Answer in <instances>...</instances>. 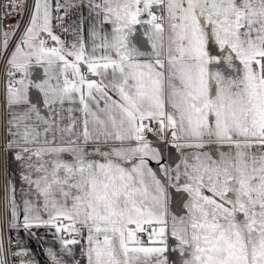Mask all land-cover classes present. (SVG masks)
Instances as JSON below:
<instances>
[{
  "label": "snow or ice",
  "instance_id": "obj_1",
  "mask_svg": "<svg viewBox=\"0 0 264 264\" xmlns=\"http://www.w3.org/2000/svg\"><path fill=\"white\" fill-rule=\"evenodd\" d=\"M3 7L0 264H264V0Z\"/></svg>",
  "mask_w": 264,
  "mask_h": 264
},
{
  "label": "crops",
  "instance_id": "obj_2",
  "mask_svg": "<svg viewBox=\"0 0 264 264\" xmlns=\"http://www.w3.org/2000/svg\"><path fill=\"white\" fill-rule=\"evenodd\" d=\"M141 40H143L142 37H141ZM142 50H148V45L145 44L144 48ZM31 99L34 103H37L41 107L42 112L47 111V109H45L41 103L42 102V95L39 94L37 90H32ZM150 138H152L155 142V138L152 137L151 134H150ZM159 143H160V146L163 147L164 156H165L166 161H168L169 163H171L173 161L178 162L177 157L179 154L170 146L164 145L163 142H159ZM153 167H156L155 162H153ZM7 175H8V181H12L13 183H15L17 196L19 197L20 196V189L23 187V182L20 179V166L15 161L14 156L12 158H8V173H7ZM173 207L177 212H179L180 214H183L180 211L182 206L179 204V202L174 204ZM33 232H35L36 235L29 237L26 232L21 231L20 236L22 238V243L29 246L33 250V252L36 253L37 259H39L41 262H43L46 259V257L42 254L41 249L47 248L48 246H50V244L52 243V236L50 234L46 235L45 230L43 228L33 229ZM170 243H171V241H170ZM169 259H170V261L172 259H174L173 255L171 253L169 254Z\"/></svg>",
  "mask_w": 264,
  "mask_h": 264
},
{
  "label": "built area",
  "instance_id": "obj_3",
  "mask_svg": "<svg viewBox=\"0 0 264 264\" xmlns=\"http://www.w3.org/2000/svg\"><path fill=\"white\" fill-rule=\"evenodd\" d=\"M10 0H0V22L8 24L11 18L16 17V12L14 10H7L3 5L9 3ZM33 0H27V4L31 6ZM8 12L9 20L3 19L5 12ZM24 21L27 20V14L24 16ZM7 84L6 66L5 63L0 60V128H2L5 117L4 109V94ZM8 158L0 153V212L3 211L5 201H4V189L6 181H8ZM7 235V233H5Z\"/></svg>",
  "mask_w": 264,
  "mask_h": 264
}]
</instances>
